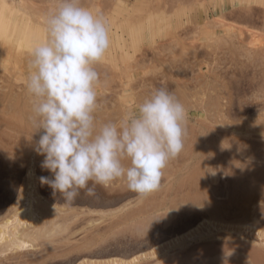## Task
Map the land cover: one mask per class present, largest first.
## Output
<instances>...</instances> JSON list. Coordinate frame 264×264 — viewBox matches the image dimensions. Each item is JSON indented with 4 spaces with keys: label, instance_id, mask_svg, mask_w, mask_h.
<instances>
[{
    "label": "rangeland",
    "instance_id": "374dc122",
    "mask_svg": "<svg viewBox=\"0 0 264 264\" xmlns=\"http://www.w3.org/2000/svg\"><path fill=\"white\" fill-rule=\"evenodd\" d=\"M82 4L106 18L111 37L95 66L97 125L119 123L166 88L187 110L184 147L145 198L117 180L68 204L42 184L53 174L35 151L44 130L30 120L26 78L32 42L46 38L41 22L58 0H23L35 32L0 39V224L22 207L28 172L44 200L35 204L40 219L18 229L33 247L0 243V264H264V0ZM207 221L214 239L189 243Z\"/></svg>",
    "mask_w": 264,
    "mask_h": 264
},
{
    "label": "clouds",
    "instance_id": "9594fccd",
    "mask_svg": "<svg viewBox=\"0 0 264 264\" xmlns=\"http://www.w3.org/2000/svg\"><path fill=\"white\" fill-rule=\"evenodd\" d=\"M45 33L30 50L26 78L30 120L44 130L35 151L44 156L41 168L53 174L42 176L41 183L68 204L81 190L94 196L96 185L106 188L117 180L138 198L158 191L168 162L184 147V105L159 88L119 123L97 125L95 66L111 46L106 18L82 0H58Z\"/></svg>",
    "mask_w": 264,
    "mask_h": 264
},
{
    "label": "bare ground",
    "instance_id": "6f19581e",
    "mask_svg": "<svg viewBox=\"0 0 264 264\" xmlns=\"http://www.w3.org/2000/svg\"><path fill=\"white\" fill-rule=\"evenodd\" d=\"M21 1L22 2L20 3V5H22V3H23V0H21ZM50 1L53 2V0H50ZM20 5L15 4V1L0 0V39H2L1 40L2 43H5V42L6 43H10V42H12V40H13L12 38H14L13 36H15L16 33H19V36L22 35L24 37V35H26L27 33H30V32L33 33L36 30V27L37 26H35L34 24H32L30 22V20L26 17V15L23 14V13H25L24 12L25 10L27 11V9L24 8V7H22V6H20ZM23 6H24V4H23ZM29 14H31V13H29ZM32 16L33 15H30V18H32ZM33 17H35V15ZM36 17H39V15L36 16ZM40 17H43V16L40 15ZM40 17L38 18L39 20H40ZM45 17H47V16H45ZM45 17H43V18H45ZM32 19H35V18H32ZM38 19H37V22L39 21ZM42 21L43 22L40 21L42 24L45 23V19L42 20ZM33 22L35 23L36 21L33 20ZM223 23H221V24H223ZM241 31L243 32L242 29H241ZM241 31H239V32H241ZM249 31L250 30H248V32ZM38 33H40V32H38ZM255 33H257V31ZM253 35H254V33H253ZM256 37H254V38H256ZM44 39H45V37L41 38V41L44 40ZM33 41L34 42H32V43L35 44L36 41L35 40H33ZM256 42H258V41H256ZM2 43H1L0 46L3 45ZM6 43L4 45H6ZM24 44H25L24 42H19L17 48L19 50L23 49L24 48ZM254 45L255 44H253V46ZM8 51H11V48L10 47H9V50ZM27 176L29 178V181H28V183L26 185V188H24V190L22 192V195H21V199H22L21 204L23 203V205H21L22 207L20 208V210L17 209L18 211L13 216L12 219L9 218L5 222H3V223L1 222V224H0V243H3V244L6 243V242L7 243H10V245L9 244L8 245L12 249L17 250V251H25L29 247H33L32 242L28 239L29 236H27L26 233H24V234L18 233V229H19L20 226L24 225L25 223H32V222L38 221V219H40L41 214L38 212L37 209H35V204L41 203L44 200L43 199L44 197H42V195H40L38 193V191H37V186H36V182L34 180V174H33V172L32 171L28 172ZM60 213H61V210H60ZM62 213H64V212H62ZM207 224H209V225L201 224L202 225V226L200 225L201 227H197L195 229V231H192V232H194L193 234H190V232L187 233V234H190V235H188V237L186 236L187 239H188V241H189V243H191V241L204 242V241H209V240H213L214 239L213 236H215V235L214 234L212 235L213 230H211V227H213L215 225L209 223V221H207ZM204 228H206V229H204ZM212 229H214V227ZM240 234H242V233L240 232ZM30 238H31V235H30ZM91 239H93V238H91ZM182 239H184V237ZM175 243L177 245H179L180 248H183L186 245V243H184V242L181 243L180 240H176Z\"/></svg>",
    "mask_w": 264,
    "mask_h": 264
}]
</instances>
